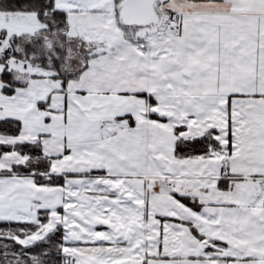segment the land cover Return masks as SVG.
I'll use <instances>...</instances> for the list:
<instances>
[{
    "label": "snow or ice",
    "instance_id": "snow-or-ice-1",
    "mask_svg": "<svg viewBox=\"0 0 264 264\" xmlns=\"http://www.w3.org/2000/svg\"><path fill=\"white\" fill-rule=\"evenodd\" d=\"M0 264H264V0H0Z\"/></svg>",
    "mask_w": 264,
    "mask_h": 264
},
{
    "label": "rangeland",
    "instance_id": "rangeland-1",
    "mask_svg": "<svg viewBox=\"0 0 264 264\" xmlns=\"http://www.w3.org/2000/svg\"><path fill=\"white\" fill-rule=\"evenodd\" d=\"M12 23L14 27H19L21 29H24L30 26L28 18H23L19 20H17L16 18H13ZM32 24H34V21H32ZM26 115H27L26 127L30 126V123H32L33 121L36 120V118H38V116H35V115H31V114H26Z\"/></svg>",
    "mask_w": 264,
    "mask_h": 264
},
{
    "label": "crops",
    "instance_id": "crops-1",
    "mask_svg": "<svg viewBox=\"0 0 264 264\" xmlns=\"http://www.w3.org/2000/svg\"><path fill=\"white\" fill-rule=\"evenodd\" d=\"M56 119H58V118H56ZM38 123H39V117L36 118L35 121H33L32 123H30V126H28V128H35L38 125ZM20 199H23V197H20Z\"/></svg>",
    "mask_w": 264,
    "mask_h": 264
}]
</instances>
